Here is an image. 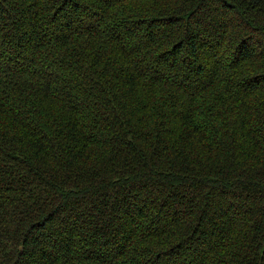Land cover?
Returning a JSON list of instances; mask_svg holds the SVG:
<instances>
[{
    "label": "trees",
    "instance_id": "obj_1",
    "mask_svg": "<svg viewBox=\"0 0 264 264\" xmlns=\"http://www.w3.org/2000/svg\"><path fill=\"white\" fill-rule=\"evenodd\" d=\"M0 264H264V0H0Z\"/></svg>",
    "mask_w": 264,
    "mask_h": 264
},
{
    "label": "rangeland",
    "instance_id": "obj_2",
    "mask_svg": "<svg viewBox=\"0 0 264 264\" xmlns=\"http://www.w3.org/2000/svg\"><path fill=\"white\" fill-rule=\"evenodd\" d=\"M150 197L153 199L154 198V195L152 194V195H150Z\"/></svg>",
    "mask_w": 264,
    "mask_h": 264
}]
</instances>
